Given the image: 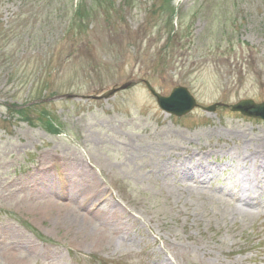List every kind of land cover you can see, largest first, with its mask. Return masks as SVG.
Returning a JSON list of instances; mask_svg holds the SVG:
<instances>
[{"label":"rangeland","instance_id":"rangeland-1","mask_svg":"<svg viewBox=\"0 0 264 264\" xmlns=\"http://www.w3.org/2000/svg\"><path fill=\"white\" fill-rule=\"evenodd\" d=\"M244 99L264 102V0H0V264H264V214L220 221L156 172L264 135Z\"/></svg>","mask_w":264,"mask_h":264},{"label":"bare ground","instance_id":"bare-ground-1","mask_svg":"<svg viewBox=\"0 0 264 264\" xmlns=\"http://www.w3.org/2000/svg\"><path fill=\"white\" fill-rule=\"evenodd\" d=\"M246 137L237 139L234 148L220 147L215 150L210 148L209 151L201 150L197 154H191L179 159L176 164L173 163L171 165L159 162L156 172L160 176H166L165 182L168 181L169 174L173 171L181 176L179 182H184L186 178L194 181L195 184L187 182L179 184L181 186H175L170 183L167 185L170 188H175L182 196L187 195L195 201H205L215 206L216 209H213V215L215 218H220V221L228 219L235 221L239 217L254 219L264 213V135L251 141ZM186 139L189 140L188 137ZM167 145L168 143H160L159 147H163L165 150ZM170 147H175V145H170ZM213 152L223 158L227 157V163L221 164L217 163L216 160H209L211 156L208 155L214 154ZM218 171L223 173L233 172V175L230 174L228 177L232 178L233 182L224 184L219 190L215 189L218 190L215 195L207 194L205 196L204 192H212V188H205V185L209 184L213 179L212 175L217 174ZM244 179L246 180L245 184L242 185L244 187L240 188L241 181ZM190 185L194 188L190 187ZM162 188L164 187L162 186ZM112 202L115 207L118 205L116 200ZM108 213H110V210ZM101 216H104V213ZM62 220L73 225L67 216ZM87 225L89 224L87 223ZM221 245L224 248L227 247L224 242Z\"/></svg>","mask_w":264,"mask_h":264},{"label":"water","instance_id":"water-1","mask_svg":"<svg viewBox=\"0 0 264 264\" xmlns=\"http://www.w3.org/2000/svg\"><path fill=\"white\" fill-rule=\"evenodd\" d=\"M144 82L151 94L157 98L159 106L167 113L182 116L196 106L195 99L185 87H175L169 96H162L148 81ZM231 109L240 111L244 115L264 120V102L255 103L253 100L244 99L234 104ZM206 110L213 111L214 107L206 108Z\"/></svg>","mask_w":264,"mask_h":264}]
</instances>
